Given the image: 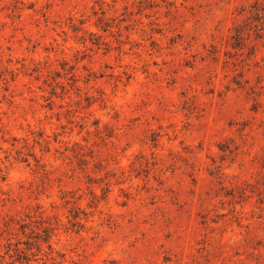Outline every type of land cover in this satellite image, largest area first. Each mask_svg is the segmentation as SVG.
<instances>
[{
    "label": "rangeland",
    "instance_id": "rangeland-1",
    "mask_svg": "<svg viewBox=\"0 0 264 264\" xmlns=\"http://www.w3.org/2000/svg\"><path fill=\"white\" fill-rule=\"evenodd\" d=\"M6 264H264V0H0Z\"/></svg>",
    "mask_w": 264,
    "mask_h": 264
},
{
    "label": "trees",
    "instance_id": "trees-1",
    "mask_svg": "<svg viewBox=\"0 0 264 264\" xmlns=\"http://www.w3.org/2000/svg\"><path fill=\"white\" fill-rule=\"evenodd\" d=\"M1 257H2V255L0 254V264H6L5 262H3V261L1 260Z\"/></svg>",
    "mask_w": 264,
    "mask_h": 264
}]
</instances>
